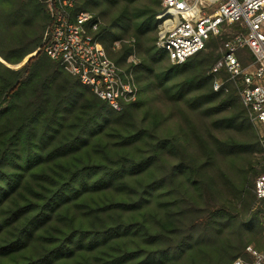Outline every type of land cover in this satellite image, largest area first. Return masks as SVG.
<instances>
[{
    "label": "trees",
    "instance_id": "trees-1",
    "mask_svg": "<svg viewBox=\"0 0 264 264\" xmlns=\"http://www.w3.org/2000/svg\"><path fill=\"white\" fill-rule=\"evenodd\" d=\"M161 2L76 0L111 59H140L118 110L45 53L47 0H0V264H233L264 249V136L240 81L215 90L210 72L228 36L171 62Z\"/></svg>",
    "mask_w": 264,
    "mask_h": 264
},
{
    "label": "built area",
    "instance_id": "built-area-1",
    "mask_svg": "<svg viewBox=\"0 0 264 264\" xmlns=\"http://www.w3.org/2000/svg\"><path fill=\"white\" fill-rule=\"evenodd\" d=\"M47 2L52 27L45 53L113 108L134 101L139 92L135 68L140 63L135 48L127 65H118L100 41L102 22L94 12H74L76 0ZM156 17V44L173 63L204 49L211 36H228L210 71L213 87L227 90V82L239 80L243 104L264 128V0H162ZM118 45L116 41L113 47ZM254 192L264 199V171L255 179ZM246 251L251 260L238 257L233 264H264V249L248 245Z\"/></svg>",
    "mask_w": 264,
    "mask_h": 264
},
{
    "label": "rangeland",
    "instance_id": "rangeland-1",
    "mask_svg": "<svg viewBox=\"0 0 264 264\" xmlns=\"http://www.w3.org/2000/svg\"><path fill=\"white\" fill-rule=\"evenodd\" d=\"M161 5H162V2H161ZM157 18V17H156ZM222 46V45H221ZM220 51H221V47H220ZM0 60L1 61H3L4 62V60H2V58L0 57ZM171 61V60H170ZM172 62V61H171ZM6 63V62H5ZM7 64V63H6ZM8 65V64H7ZM20 64H17V65H9V66H11V67H18ZM239 95H240V92H239ZM240 98H241V96H240ZM250 118H251V115H250ZM251 121H252V123H253V125H254V127L258 130V132L260 133V135H261V137L262 136H264V128H263V126L262 125H260L259 123H257L256 121H254L252 118H251ZM262 154H258L257 156H259V157H262L261 156ZM264 157V156H263ZM263 163H264V161H262ZM263 233V232H262ZM263 235H264V233H263Z\"/></svg>",
    "mask_w": 264,
    "mask_h": 264
},
{
    "label": "water",
    "instance_id": "water-1",
    "mask_svg": "<svg viewBox=\"0 0 264 264\" xmlns=\"http://www.w3.org/2000/svg\"><path fill=\"white\" fill-rule=\"evenodd\" d=\"M31 55H32V54H31ZM31 55H29V56H31ZM29 56H28L26 59H24V60L22 61V63H20V65L23 64L24 62H26L27 59L29 58ZM20 65H19V66H20Z\"/></svg>",
    "mask_w": 264,
    "mask_h": 264
}]
</instances>
